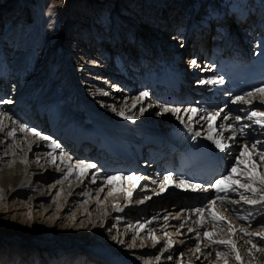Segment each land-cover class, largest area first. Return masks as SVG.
<instances>
[{
    "label": "bare ground",
    "instance_id": "6f19581e",
    "mask_svg": "<svg viewBox=\"0 0 264 264\" xmlns=\"http://www.w3.org/2000/svg\"><path fill=\"white\" fill-rule=\"evenodd\" d=\"M9 3L4 8L13 10L17 19L22 15L24 5L21 0ZM1 8L0 20L5 11ZM142 10L148 13L149 17L144 18L148 22L143 20ZM139 12L142 14L137 13L140 17L134 20L136 30H128L132 35L126 34V38L121 33L127 29V23L123 26L119 17L110 22L109 34L104 40H98L102 42L99 53H91L93 45H97L96 40L80 41L83 54L90 51L84 58L79 57L80 64L71 63L72 51L52 55L46 63L47 69L37 71L36 54L35 57L18 56L7 62L4 52H0V194L3 196L0 210L8 206L7 210L14 213L68 219L71 225L74 220L81 234L91 226L89 242L74 245L79 247L82 264H264V239L255 234H264V159L257 156L256 148L252 147L264 143V128L255 123L257 119L264 121V116H251L252 112L264 113V96H254L236 110L202 108L199 100L214 93L208 90L214 83L202 81L215 79L210 77L207 64L198 63L194 57L203 55L211 43L208 40L211 34H206L207 27L202 25L204 21H214L213 29L222 33L221 38L212 35L213 51L230 49L241 50L250 56L263 54L264 0H143ZM83 25L87 34L91 27ZM74 27L75 22L74 25L70 22L68 32L76 34L79 29ZM101 28L99 30L103 31ZM129 37L140 42L141 50L155 48L145 66L134 58L125 61L120 50L112 52L103 45L114 38L115 48L121 44L120 47L124 45L135 50L136 46L124 41ZM165 40L168 42L161 46ZM181 55L184 63L178 61ZM193 59L199 67L191 66ZM178 73L184 78L178 80L181 92H177L166 77L173 78ZM186 75L193 77L189 84ZM143 92L148 96H141ZM60 94L65 98H60ZM172 97H177L178 101L172 103ZM20 102H30L29 107H33L34 112H25ZM165 108L180 111L166 112ZM191 108L198 111H188ZM51 109H62L75 122L90 125L98 138L99 156L96 157L95 151L91 156L86 153L88 145L77 150L62 136L51 135L44 127L37 126L39 120L49 117ZM214 112L219 115L209 121L207 115ZM226 116L240 117V120L226 119ZM21 124L29 130L22 131ZM181 126L226 146L228 168L222 176L228 174L242 146L248 144V156L241 158L243 163L233 175L242 184L255 188V193L235 185L237 191L217 193L212 185L222 176L203 187L207 191L192 187L181 195L174 193V189L164 193L156 191V169L164 158L161 148L154 150L160 156L152 160L157 154L142 153L140 156L139 145L135 143L143 132L161 134L170 127ZM241 128L249 133L248 140L243 139ZM12 130L15 135L9 136ZM32 130L49 139H40ZM116 138H124L131 144L130 153L134 155L135 164L101 155L108 144H116ZM53 143L60 146L55 151L50 147ZM149 146L145 142L142 148ZM61 152L66 155L61 156ZM79 161L96 167L82 168ZM131 166L136 172L135 177L140 179L123 182L120 174ZM109 176L118 178L109 183L106 182ZM93 179L96 183H92ZM19 188L31 193L24 202L18 201L14 193ZM126 196L130 197L132 210L123 205ZM217 196L227 199L223 203L217 199L215 205H210L209 201ZM47 197L52 199L44 206L42 199ZM232 200L237 203H230ZM193 201L198 202L199 207H205L203 214L188 206ZM209 211L222 219L213 220ZM205 232L211 233V238L204 236ZM249 240L252 243H248ZM66 247L55 248L54 259L58 264H66L71 256L68 253L74 252ZM109 248L112 252L107 250ZM217 253H220L219 258Z\"/></svg>",
    "mask_w": 264,
    "mask_h": 264
},
{
    "label": "rangeland",
    "instance_id": "374dc122",
    "mask_svg": "<svg viewBox=\"0 0 264 264\" xmlns=\"http://www.w3.org/2000/svg\"><path fill=\"white\" fill-rule=\"evenodd\" d=\"M12 1L15 0H0V6L3 7L1 9L5 10L0 20V44L2 45L0 52H4L7 62L17 59L18 56L29 54L30 57H35L34 54H36L38 56L35 61L37 71L42 68L47 69L48 59L55 54L74 51L71 63H81L79 57L82 55L81 58H84L85 55L90 54V51L83 54L80 41L95 42L96 40L97 45H93L91 53L101 52L100 43L102 42L99 41L104 40L106 34H109V24L115 17H119V22L123 26H126L123 23H127V29L121 33H124L123 37L126 38V34H131L128 30L131 32L136 30L134 20L140 17L137 13H143L144 10L139 12L140 7H143V0H62V2L61 0H21L24 9L21 17L18 16L16 19L13 10L6 11L7 8H4ZM143 15H141L143 20L149 17L148 13ZM196 16L195 13L194 21ZM144 21L148 22V19ZM70 22H73V25L75 22L74 28L79 29L76 34L68 32ZM83 24L91 27L87 34ZM100 28L103 31L99 30ZM150 40L153 38L150 37ZM167 42L168 40H165L160 44L162 46ZM115 44L114 38L103 43L112 51ZM183 58L184 56L181 61L185 62ZM113 59L115 60L114 56L112 63ZM60 98H65V95L60 94ZM14 193L17 200L21 202L26 201L31 194L23 188L15 189ZM51 199V197L42 199V204L47 206ZM123 199V205L132 210L134 207L130 204V197L126 196ZM2 202L3 196L0 194V203ZM4 208L0 210V264H58L54 259V251L56 247L62 245H66V249H74V252L68 253L71 256L66 264H82L79 247L76 248L74 245L78 242L79 244L89 242L91 226L86 229V233L81 234L77 231L74 220L71 225L68 219L57 220L55 217L45 218L39 215L24 216L7 210L8 206ZM107 250L111 251L110 248Z\"/></svg>",
    "mask_w": 264,
    "mask_h": 264
},
{
    "label": "snow or ice",
    "instance_id": "6c2138e0",
    "mask_svg": "<svg viewBox=\"0 0 264 264\" xmlns=\"http://www.w3.org/2000/svg\"><path fill=\"white\" fill-rule=\"evenodd\" d=\"M62 2V0H61ZM191 66L193 68H196V67H199V65L197 64L196 60H192L191 62ZM220 81H217V80H207V81H202V83H219ZM261 95V96H264V87H258L256 88L254 91L252 92H248L246 95L249 96V97H253L255 95ZM141 96H144V97H147L148 96V93L147 92H143L141 93ZM244 97H236L232 102L233 103H236L238 101H243ZM4 102H7V103H10V101H4ZM115 110V109H113ZM164 111H171L173 113L175 112H179L180 110L179 109H168V108H165ZM188 111L192 112V113H196L198 110L196 108H191V109H188ZM141 112H143V109L141 110ZM121 115H123V113H121ZM219 115V112H214V113H209L207 115V119L209 121L211 120H214L216 118V116ZM251 116L252 117H258V116H264V113H258V112H252L251 113ZM226 119H235L237 121L240 120V117H225ZM255 123L259 124L262 128H264V121H261L259 119L255 120ZM20 128L22 131H28L29 129L25 128V126L23 124L20 125ZM33 132V135H36V136H40V133L38 132H35L34 130H32ZM241 134H244V130L243 128H241ZM9 136H14L15 135V130H12L8 133ZM211 138V137H209ZM40 139H43V140H47L49 139L48 137L46 136H40ZM216 144H217V147H219L221 150H224V148L226 147L223 143L219 142V141H216ZM50 147L53 149V151H55L56 149H58L60 146L58 144H51ZM253 149L255 148V145L253 144L252 145ZM248 152H249V146L248 144H244L242 146V150L240 151L239 155L237 156L236 160H235V164L233 165V167L229 170L228 174L222 176L220 179L216 180L214 182V184L212 185V187L215 188L216 192L217 193H228L230 191H237V188L234 187L235 186H239L240 188H243L245 191H252L253 193H255V188L251 187L249 184H242L240 182V180H238L233 174H236L238 172V167L243 163V160L241 159L242 157H246L248 156ZM49 155H51V153H49ZM61 156H64L66 155L65 153L61 152L60 153ZM257 156H259L261 159H264V152H257L256 153ZM52 163L54 164L55 163V157H53V160H52ZM82 168H95L96 165L95 164H87L85 165L83 161H79L78 162ZM68 170L69 172L72 171V168L71 166L69 165L68 166ZM81 175H83V171H81L80 173ZM118 177L116 176H109V177H106V182H112L114 180H116ZM136 179V180H139L140 177H124V179ZM249 179H251V177H249ZM172 180V177L171 176H167L165 177L164 179V183L167 184L169 181ZM92 183H96V180L93 179L92 180ZM181 185H184L185 184V181L183 180H180L179 182ZM194 190L195 189H199V190H203V191H207L208 189L207 188H203L201 185L197 184V185H192L191 186ZM242 199H245L247 200V197H243L241 196ZM219 199L221 200V202L223 203L227 197L224 196V197H221V196H217L215 199H212L209 201V204L210 205H215L216 203V200ZM264 199V198H262ZM230 203H237V201L235 200H232V201H229ZM250 203H255V201H248ZM194 211L196 213H200V214H203L204 211H205V207H196L194 209ZM209 215L213 218V220H217V219H222L220 217H217L215 212L214 211H209ZM240 219H244V217H239ZM262 227H264V225H262ZM231 230V229H230ZM256 235H259L261 237V239H264V234H261V233H255ZM211 233L209 232H205L204 233V236L208 237V238H211ZM214 243H222V244H229L231 243L230 241H214ZM248 243H252L251 240L248 241ZM233 249H235V245H232ZM252 247L253 248H257V245L256 244H252ZM257 250H260V249H257ZM220 256V253H217V258H219ZM169 259L171 257H168ZM157 260L160 259L159 256L156 257ZM237 259H239V255H237Z\"/></svg>",
    "mask_w": 264,
    "mask_h": 264
}]
</instances>
